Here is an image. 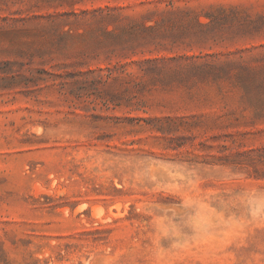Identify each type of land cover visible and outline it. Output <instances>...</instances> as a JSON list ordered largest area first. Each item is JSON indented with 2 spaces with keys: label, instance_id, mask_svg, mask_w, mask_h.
I'll return each mask as SVG.
<instances>
[{
  "label": "rangeland",
  "instance_id": "1",
  "mask_svg": "<svg viewBox=\"0 0 264 264\" xmlns=\"http://www.w3.org/2000/svg\"><path fill=\"white\" fill-rule=\"evenodd\" d=\"M0 264H264V0H0Z\"/></svg>",
  "mask_w": 264,
  "mask_h": 264
}]
</instances>
